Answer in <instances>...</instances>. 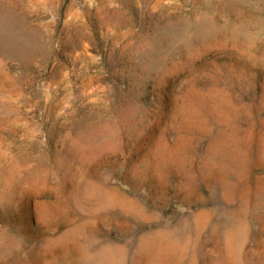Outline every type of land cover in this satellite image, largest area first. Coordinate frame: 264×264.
Wrapping results in <instances>:
<instances>
[{"label": "rangeland", "instance_id": "rangeland-1", "mask_svg": "<svg viewBox=\"0 0 264 264\" xmlns=\"http://www.w3.org/2000/svg\"><path fill=\"white\" fill-rule=\"evenodd\" d=\"M109 263L264 264V0H0V264Z\"/></svg>", "mask_w": 264, "mask_h": 264}, {"label": "bare ground", "instance_id": "bare-ground-1", "mask_svg": "<svg viewBox=\"0 0 264 264\" xmlns=\"http://www.w3.org/2000/svg\"><path fill=\"white\" fill-rule=\"evenodd\" d=\"M158 236H159V235H158ZM163 237H164V236H163ZM148 238H150V237H148ZM154 238H155V234H154ZM158 238H159V237H158ZM183 239H184V238H183ZM146 240H147V239H146ZM148 240H149V239H148ZM148 240H147V241H148ZM150 240H153V239L151 238ZM157 240H158V239H157ZM157 240H156V241H157ZM147 241H146V242H147ZM158 241H160V240H158ZM175 241H176V240H175ZM152 242H154V241H152ZM147 243H148V242H147ZM154 243H155V242H154ZM145 244H146V243H145ZM141 245H142V244H141ZM163 245H164V244H163ZM167 245H168V244H167ZM167 245H166V246H167ZM117 246H118V245H117ZM139 246H140V245H139ZM146 246H148V245H146ZM140 247H141V246H140ZM150 247H151V246H150ZM162 247H163V246H162ZM106 248H107V247H106ZM111 248H112V247H111ZM164 248H166V247H164ZM164 248H163V249H164ZM170 248H171V247H170ZM143 249H144V248H143ZM101 252H102V251H101ZM107 252H110V250H108ZM116 252H117V251H116ZM116 252H115V253H116ZM120 252H121V251H120ZM122 252H123V251H122ZM151 252H152V251H151ZM154 252H155V251H154ZM157 252H158V251H157ZM111 253H113V251H112ZM115 253H114V254H115ZM152 253H153V252H152ZM155 253H156V252H155ZM107 254H109V253H107ZM107 254H106V255H107ZM122 254H123V253H122ZM100 255H101V254H100ZM118 255H119V254H118ZM157 255H158V254H157ZM154 256H156V255H154ZM110 257L112 258V256H110ZM113 257H114V256H113ZM158 257H159V256H158ZM108 258H109V256H108ZM118 258H119V257H118ZM121 258H122V257H121ZM121 258H120V259H121ZM150 258H153V257H150ZM154 258H156V257H154ZM109 259H110V258H109ZM156 259H157V258H156ZM106 260H107V259H106ZM112 260H113V259H112ZM115 260H116V259H115ZM121 260H122V259H121ZM148 260H149V258H148ZM119 261H120V260H119ZM100 262H101V261H100ZM109 262H110V261H109ZM115 262H116V261H115ZM109 264H110V263H109Z\"/></svg>", "mask_w": 264, "mask_h": 264}]
</instances>
